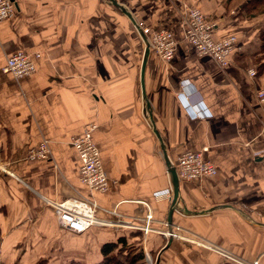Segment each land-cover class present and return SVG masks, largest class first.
<instances>
[{"label":"crops","instance_id":"0c3cea01","mask_svg":"<svg viewBox=\"0 0 264 264\" xmlns=\"http://www.w3.org/2000/svg\"><path fill=\"white\" fill-rule=\"evenodd\" d=\"M13 1L15 16L0 22V264H97L100 247L139 231L147 214L153 230L141 243L153 264H264V13H247L251 0H118L143 27L169 30L179 42L172 63L149 56L148 120L146 45L122 11L108 0ZM187 7L216 25L214 40L237 36L230 67L184 42ZM21 52L35 73L4 75L7 58ZM90 124L112 181L105 195L78 180L72 137ZM44 141L51 158L32 162L29 150ZM204 150L217 177L181 181L166 249L173 194L156 197L172 190L164 156L173 165ZM73 198L97 204L107 224L63 232L49 203Z\"/></svg>","mask_w":264,"mask_h":264},{"label":"built area","instance_id":"2783aa9c","mask_svg":"<svg viewBox=\"0 0 264 264\" xmlns=\"http://www.w3.org/2000/svg\"><path fill=\"white\" fill-rule=\"evenodd\" d=\"M13 0H0V22L15 16L16 6ZM187 24L183 29L184 42L189 44L199 58L208 57L213 62L218 63L223 68L230 67L231 59L235 50H237V36H230L228 39L221 41L214 40L216 25L212 23L207 16L196 7H187ZM143 34L149 39L151 51L155 52L157 58L165 63H172L176 53L178 52L179 42L177 37L169 30H159L141 26ZM36 66L32 56L25 52L16 53L7 58L5 67L2 68L4 75H11L14 78L21 80L35 73ZM250 76L257 77L255 70L249 71ZM259 101L264 102V89H261L258 94ZM206 111V110H204ZM194 118L198 120L204 119L203 114L194 113ZM98 128L97 124H90L85 127L84 131L78 137H72V146L78 155L80 170L78 180L86 185L90 191L96 193L108 194L111 179H108L104 166L102 165V155L95 141L92 138L93 132ZM46 141L39 144L36 149L29 150V159L34 161L49 160L51 153L48 149ZM207 151V150H206ZM202 152H184L178 156L176 163L173 166L176 168L177 176L181 181L193 183L194 181H202L210 177H217V169L214 163L205 160ZM173 190L167 189L163 193H157L156 197H171ZM49 206L56 213L57 223L61 230L67 234L82 235L88 229L107 223L99 220L96 214L99 211L97 204L90 203L85 199H68L64 202L49 203ZM145 224L141 226L144 235L151 234L153 219L147 214ZM109 225V224H108ZM112 225H117L119 228L122 224L116 221ZM167 236L175 237V234L167 233ZM230 258V257H229ZM148 260V259H147ZM224 264H263L259 260L247 263L243 260L230 258Z\"/></svg>","mask_w":264,"mask_h":264},{"label":"trees","instance_id":"16d2710c","mask_svg":"<svg viewBox=\"0 0 264 264\" xmlns=\"http://www.w3.org/2000/svg\"><path fill=\"white\" fill-rule=\"evenodd\" d=\"M247 13H264V0H251L244 8ZM261 53H264V29L261 30ZM264 70V64L259 66L258 75ZM144 233L139 231L125 232V235L118 237L116 241L103 244L101 249V259L97 264H148L145 259V249L141 243ZM66 264H92L80 263L73 259Z\"/></svg>","mask_w":264,"mask_h":264},{"label":"water","instance_id":"95a60500","mask_svg":"<svg viewBox=\"0 0 264 264\" xmlns=\"http://www.w3.org/2000/svg\"><path fill=\"white\" fill-rule=\"evenodd\" d=\"M108 1H109V3L111 5H113V7H115L116 9L118 8L120 11H122V13L130 21H132L134 25H136L135 26L136 29L141 34L142 38H144V42H145V45H146V51H145L146 54L144 55V61H143V65H142L143 68H142V72H141V80H142L141 84H142V89H143V94H144L143 98H144V102H145V108L147 109L145 111L146 112L145 113L146 114L145 117H146V119L151 120V114H152V112L150 110L151 109L150 108V104L147 101V96L148 95L146 94V91H145V82H146V80H145V71H146V68H147V62H148L149 56L152 53L151 52V45H150L149 40H148L149 38L143 34V30H142V27H141L142 24H140L134 18V16L131 14L130 11H128V9H127L126 6L120 4L118 2V0H108ZM154 133H155V135H157V138L159 140H161L160 139V136L156 133L155 130H154ZM161 149H163V148H161ZM163 151H164V149H163ZM166 156L167 155L165 154L164 158H165V162L168 164V167H169L168 176L171 179V183H172L171 184V187H172V190H173V198H171V203H170L171 204V208H170V211H168V216H167V218H168L167 232H169L170 234H173V232H172V225H173L172 214L174 212L179 211V201H180V197H181V191L179 190V184L181 183V180H180L179 176H177L176 168L172 165L171 162H169V160L167 159ZM183 212H184V214L192 215V216H194V214H195V213L194 214L188 213L187 212V209H184ZM172 238L173 237L170 236V238L168 239L167 244H166V249H167V247H169V244H170Z\"/></svg>","mask_w":264,"mask_h":264},{"label":"rangeland","instance_id":"374dc122","mask_svg":"<svg viewBox=\"0 0 264 264\" xmlns=\"http://www.w3.org/2000/svg\"><path fill=\"white\" fill-rule=\"evenodd\" d=\"M1 167H2V169H4V166H1ZM147 262H148V264H153V261H151L150 259H148Z\"/></svg>","mask_w":264,"mask_h":264}]
</instances>
